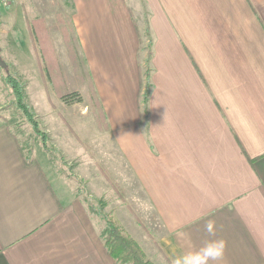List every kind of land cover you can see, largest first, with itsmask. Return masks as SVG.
Instances as JSON below:
<instances>
[{"label":"crops","instance_id":"1","mask_svg":"<svg viewBox=\"0 0 264 264\" xmlns=\"http://www.w3.org/2000/svg\"><path fill=\"white\" fill-rule=\"evenodd\" d=\"M144 2L147 40L131 7L142 18L140 0H72L122 185L159 222L160 264L206 239L225 241L209 264H264V0ZM38 162L0 121V264H118L85 207Z\"/></svg>","mask_w":264,"mask_h":264},{"label":"rangeland","instance_id":"2","mask_svg":"<svg viewBox=\"0 0 264 264\" xmlns=\"http://www.w3.org/2000/svg\"><path fill=\"white\" fill-rule=\"evenodd\" d=\"M140 2L142 18L131 7L147 40L148 11L144 0ZM73 13L72 0H0V57L6 61L5 66L0 64V121L16 132L28 162L43 160L49 177L70 189L68 193L85 207L97 230L106 226L107 214L139 243L153 264H160L164 254L158 250L163 249L159 222L147 200L137 201L122 185V154L91 84ZM148 61L144 58L146 82ZM8 73L21 84L22 101L8 83Z\"/></svg>","mask_w":264,"mask_h":264},{"label":"trees","instance_id":"3","mask_svg":"<svg viewBox=\"0 0 264 264\" xmlns=\"http://www.w3.org/2000/svg\"><path fill=\"white\" fill-rule=\"evenodd\" d=\"M37 24L35 21L34 27L36 30H37ZM149 75L150 74L148 72V76ZM7 79H8V83L13 88L16 97L20 101H22L23 92H22L21 84L19 83L18 79L10 73H8ZM150 86L151 83H150V79L148 78L146 85L144 86L143 89L144 102H147L148 100ZM70 94L74 95L75 93L71 92ZM66 97L68 96L66 95L64 96V98L67 100ZM22 105L25 107V109H27L24 103ZM29 162L31 163L35 162L40 166L37 159H33L32 161ZM40 169L42 170L41 167ZM106 221H107L106 226L103 228L101 234L102 237L104 238V243L107 247L108 252L117 262H121V263L132 262L133 264H153L150 261V259L146 256L145 252L140 247L139 243L129 233H127L126 230L122 226H120L119 223L114 218L106 214Z\"/></svg>","mask_w":264,"mask_h":264},{"label":"clouds","instance_id":"4","mask_svg":"<svg viewBox=\"0 0 264 264\" xmlns=\"http://www.w3.org/2000/svg\"><path fill=\"white\" fill-rule=\"evenodd\" d=\"M205 231L209 236H215L214 222L208 221ZM225 241L223 239H206L199 248L189 250L177 256L173 264H209L219 262L224 257Z\"/></svg>","mask_w":264,"mask_h":264},{"label":"water","instance_id":"5","mask_svg":"<svg viewBox=\"0 0 264 264\" xmlns=\"http://www.w3.org/2000/svg\"><path fill=\"white\" fill-rule=\"evenodd\" d=\"M0 51H1V46H0ZM0 64L3 66L6 65V61L4 59H2L1 57H0Z\"/></svg>","mask_w":264,"mask_h":264}]
</instances>
